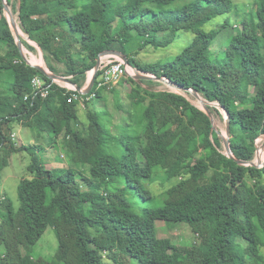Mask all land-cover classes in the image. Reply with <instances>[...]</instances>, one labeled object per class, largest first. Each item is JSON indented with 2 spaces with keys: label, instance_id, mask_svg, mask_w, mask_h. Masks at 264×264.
<instances>
[{
  "label": "trees",
  "instance_id": "16d2710c",
  "mask_svg": "<svg viewBox=\"0 0 264 264\" xmlns=\"http://www.w3.org/2000/svg\"><path fill=\"white\" fill-rule=\"evenodd\" d=\"M250 6L249 21L240 19L215 60L209 49L231 25L202 27L229 15L234 0H18V19L49 70L72 76L78 86L99 54L114 49L135 69L218 103L229 113L233 155L251 161L264 135V0ZM184 32L192 40L178 55L147 64L135 59L147 46L169 47ZM34 76L50 85L45 98L32 90ZM50 83L22 61L0 2V154L30 156L28 177L17 185V211L10 200L0 202V264H52L32 254L49 227L61 251L57 264H105L104 257L109 264H127L121 257L131 264H264V165L244 167L221 154L216 168L221 141L203 110L181 94L143 86L154 81L125 77L109 90L94 86L80 115L78 101H69L72 92ZM126 86L134 110L120 119L116 134L101 117L109 112L95 108L107 91L120 100ZM14 123L50 138L52 149L61 137L69 162L87 166L88 174L70 165L49 169L37 154L45 153L43 146L14 148ZM156 180L177 183L157 197L148 189ZM156 221L186 224L195 240L178 245L160 238Z\"/></svg>",
  "mask_w": 264,
  "mask_h": 264
},
{
  "label": "rangeland",
  "instance_id": "374dc122",
  "mask_svg": "<svg viewBox=\"0 0 264 264\" xmlns=\"http://www.w3.org/2000/svg\"><path fill=\"white\" fill-rule=\"evenodd\" d=\"M10 1L12 3V5L10 6H11V11L13 13L14 23H18L19 25L18 0H10ZM186 1L187 0H175V3L182 4L183 2ZM252 2L253 0H234L235 7L229 15L217 16L203 25L202 28L205 32H209L210 30L213 29H221L222 25L226 20H228L229 24L231 25V27L228 26L222 29L219 34V37L213 42L208 53L210 59L215 60L219 56L220 52L223 51L227 39L230 38L233 33L235 32L238 33V31L241 28L240 26L241 18L244 17L246 21H249L250 19L249 9H251L250 4ZM22 33H23V38L20 39L34 47V50L32 51L29 50L25 45H23L22 51H24V53L27 55L29 59L31 60L33 59L36 63H39L37 61L41 59L42 62L41 65L47 67L46 61L43 58V54L41 51H39L37 45H35V43H33L32 41H29L27 39V35L23 31ZM191 40H192L191 33H186V32L181 33L174 41V43H172L169 47L165 49H155L151 46H147L145 49H142L137 54H135V59L143 64L164 61L167 58L178 55L183 50V48H185L190 43ZM52 64L54 67H56L59 70V72H62L63 69L62 64L53 61ZM48 71H50L49 68ZM89 73L90 71L87 73V75H89ZM143 86L145 88L152 89L158 92L169 91V92L181 94L184 97H186L193 106H195L197 109L202 110V107L198 105L199 101H197V99H195L192 95L186 92L172 89L166 84L158 83V82L149 86L147 84H143ZM119 90L121 96L120 100L119 98L114 97L109 91H107L104 93L103 100L99 102L95 108L98 112L101 111L102 109H105V111L109 112L110 114L109 117L103 115V113L101 114V117L105 123H109L108 126L116 134L120 132V126H119L120 124L119 122H121L120 119H122V117L126 115V112H130L133 109V105L131 106L129 100L126 98L127 97L126 92H128V86L121 89L119 88ZM250 91L252 92V87H250ZM123 96L125 97L122 98ZM210 104H216V102H210ZM210 107L213 109L215 108L212 105H209V108ZM79 109H80L79 112L80 115L82 114L84 115L85 114L84 108L79 106ZM210 112L213 116L214 124L216 128L223 135L226 130L225 113L222 110L220 114H216L215 112L213 113L211 110ZM10 137L14 141L15 143L14 148L16 149H20L22 145H40L46 148L45 153L38 152L37 154L39 155L42 162L46 164V166L51 170L67 168L70 165V168H72L73 170L81 171L85 174H88L87 166H75L69 162V159L66 156V148L64 146V140L61 137H59L56 140L57 147L53 149L49 148V145L52 143V140L50 138H48L47 136H44L43 138H38V135L36 133L31 131L27 127H23L21 123L13 124V133ZM262 137H264V135L260 136V138H258L255 141V146L257 147L258 150L261 151L264 150V138ZM217 150H218L217 154L214 155L215 166L216 168H219L221 162L220 155L224 154L222 145ZM53 152L57 154H53ZM8 153L9 151L6 152V154ZM57 156L59 159H57ZM256 156H257V162H259V160H262L264 158V157L259 158L258 153L256 154ZM2 159H6V164H4L0 170V202L4 203L7 200H10L13 206V211L16 212L18 208L17 185L21 179L28 177L27 166L30 161V156L26 151H18L16 153H12L8 158L6 157L5 153H1L0 161ZM176 183L177 180H172L171 182H169V184L168 183L161 184L159 180H156L155 182L149 185L148 189L151 191V193L154 196L161 197L165 190H167L170 186H172V184H176ZM135 208L139 210L137 205L135 206ZM155 227L158 237L160 238L169 237L172 239L173 242H175L178 245H187L195 240V235L191 232L190 227L186 224L168 225L161 221H156ZM90 232L93 233V230H90ZM233 245L238 248H242V242L240 240L234 239ZM32 254L33 256H41L44 258H49L52 264H57L60 261L61 251L57 244L54 230L52 228L49 227L45 231V233L42 235L40 240L32 248ZM261 255L264 256V247L261 250ZM104 261L105 264L111 263V260L107 259L106 257H104ZM121 262L124 263L126 262L127 264H131L128 260L123 259L122 257H121Z\"/></svg>",
  "mask_w": 264,
  "mask_h": 264
},
{
  "label": "water",
  "instance_id": "95a60500",
  "mask_svg": "<svg viewBox=\"0 0 264 264\" xmlns=\"http://www.w3.org/2000/svg\"><path fill=\"white\" fill-rule=\"evenodd\" d=\"M0 2H1V6H2L3 15L5 16L6 20L9 23L10 29H11L12 34H13L14 39H15L16 47H17V49H18V51L20 53L22 61H24L31 68H34L37 71H39L43 76H45L52 83H55V84H57V85H59L61 87L67 88V89H69L71 91H74L76 93H79L81 95H87V94H89L91 92V90L94 87L96 76L98 74V70H99V67H100V59L103 56H108V55L114 56V57L122 60L123 63L126 66L130 67L133 70V74L129 76L132 79L138 80V81H154V82H158V83H163V84H166L167 86H169L172 89H175V90H178V91H182V92H186V93L192 95L195 99H197V101H199L202 104V106H201L202 110L206 113V115L208 116V118H209V120L211 122L212 131L217 134V136L219 137V139L221 141V145H222V148H223V151H224V155L227 158L233 160L238 165H241V166H244V167H256V168L263 167L264 161L261 164L256 163L257 162V156H256L257 147L256 146H255V152H254V155H253V159L251 161L240 160V159L236 158L233 155V153L231 151V147H230V118H229V113L227 111H225L223 108H221L218 103L210 104V102L204 100L196 91H194L192 89H184V88L178 86L177 84L171 82L170 80H168V79H166L164 77H156V76H153L151 74H146L144 72H141V71L135 69L134 67H132L129 64L127 56L124 53H122V52H120L118 50L108 49V50H105V51H103V52H101L99 54L94 67L90 71V77L87 80V82L85 83V85H83V86H78L75 83H73L70 79H68L67 77L55 74V73H53L51 71H48L47 67H44L41 64H38V63H35L33 61L28 60L27 57L25 56V54L22 51L23 44H22L21 39H20V37L18 35V31H17V29H16V27L14 25L13 13L11 11V6H10L8 0H0ZM27 39L29 40L28 37H27ZM35 45H37V44H35ZM37 47L39 48L38 45H37ZM39 50L41 51L40 48H39ZM42 54H43V52H42ZM209 105H212V106H214L217 109H221L225 113V115H226V117H225V119H226L225 120L226 130H225V134L224 135H222L218 131V129L216 128V126L214 124L213 116H212V114L210 112V109H209Z\"/></svg>",
  "mask_w": 264,
  "mask_h": 264
},
{
  "label": "built area",
  "instance_id": "2783aa9c",
  "mask_svg": "<svg viewBox=\"0 0 264 264\" xmlns=\"http://www.w3.org/2000/svg\"><path fill=\"white\" fill-rule=\"evenodd\" d=\"M132 74H133V70L130 67L126 66L122 60L110 55L103 56L100 59V67L98 70V74L96 76L94 86H96V88L98 89L106 88L107 90H109L113 86L117 85L123 78L129 77ZM67 78L71 80L72 76H67ZM50 84H55V83L51 82ZM31 85L33 91L36 94L39 93L42 98H45L48 95L50 85H46L45 80H43L41 77L39 76L34 77L31 81ZM67 90L71 91L69 89ZM71 92L72 93L70 95L69 101L71 100L78 101V106L83 108H84V101L91 99L93 97V94L89 95L90 93L87 95H81L74 91Z\"/></svg>",
  "mask_w": 264,
  "mask_h": 264
},
{
  "label": "bare ground",
  "instance_id": "6f19581e",
  "mask_svg": "<svg viewBox=\"0 0 264 264\" xmlns=\"http://www.w3.org/2000/svg\"><path fill=\"white\" fill-rule=\"evenodd\" d=\"M15 24H16V25H15ZM14 25L17 27L19 37H20V38H23V33H22V31H21V29H20L18 23H14ZM39 51H40V50H39ZM23 53H24V51H23ZM24 54H25V53H24ZM25 56L27 57L26 54H25ZM27 59H29V58L27 57ZM29 60L35 62L33 59H32V60L29 59ZM37 62H39L38 64H42L41 59H39ZM35 63H36V62H35ZM89 76H90V73H89ZM198 105H199L200 107L202 106V104H201L200 102H198ZM216 124H217V123H216ZM223 133H224V132H223ZM224 134H225V133H224ZM224 134H223V135H224ZM262 138H264V137H262ZM257 153H258V155H259V158H263V157H264V152H263V151L257 149ZM263 161H264V158H263L262 160H259V162H256V163L261 164Z\"/></svg>",
  "mask_w": 264,
  "mask_h": 264
},
{
  "label": "crops",
  "instance_id": "0c3cea01",
  "mask_svg": "<svg viewBox=\"0 0 264 264\" xmlns=\"http://www.w3.org/2000/svg\"><path fill=\"white\" fill-rule=\"evenodd\" d=\"M90 77V76H89ZM89 78H88V75L86 76V79H85V81H84V83H83V85H85V83L87 82L86 80H88ZM82 85V86H83ZM47 150H49V149H47Z\"/></svg>",
  "mask_w": 264,
  "mask_h": 264
}]
</instances>
